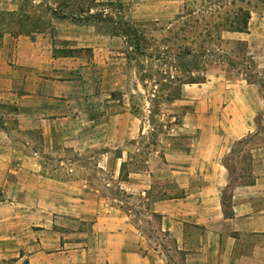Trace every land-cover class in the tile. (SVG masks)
I'll list each match as a JSON object with an SVG mask.
<instances>
[{"label":"crops","instance_id":"crops-1","mask_svg":"<svg viewBox=\"0 0 264 264\" xmlns=\"http://www.w3.org/2000/svg\"><path fill=\"white\" fill-rule=\"evenodd\" d=\"M79 35L65 25L31 33L0 25V101L13 107L18 127L38 134L49 148L62 143L77 157L86 146L117 147L146 130L144 121L127 110H108L116 93L108 61L111 39L96 35L85 44ZM168 107L181 114L179 127L188 142L182 150L147 157L144 164L130 163L119 184L136 205L90 196L88 189L98 188L78 178L79 166L66 168L70 176L60 179L41 169L38 151L20 155L29 164L15 169L35 194L14 202L39 208L31 221L21 214L25 220H19L18 231L8 229L16 222L6 223L0 231L1 254L25 257L27 264H172L166 250L152 241L150 226H156L173 241L179 264H264V145L249 148L253 180L238 176L231 184L227 215L222 199L231 183L225 159L255 130L263 107L260 89L222 72L196 87L183 84ZM106 155L102 159L113 163L114 176L122 175L128 155ZM99 157L97 165L105 168ZM158 178L169 183L158 186ZM136 208L150 218L147 230L134 216ZM30 224L38 228L29 230Z\"/></svg>","mask_w":264,"mask_h":264},{"label":"rangeland","instance_id":"rangeland-1","mask_svg":"<svg viewBox=\"0 0 264 264\" xmlns=\"http://www.w3.org/2000/svg\"><path fill=\"white\" fill-rule=\"evenodd\" d=\"M81 0H0V25L2 28L14 32H34L38 28H48L49 25H65L68 29L80 33L84 39L81 43H90L96 35L102 39L110 38L112 57L110 61L111 86L116 87L114 94L115 103L108 109L114 112L127 110L139 119L141 118L146 130L141 138L114 145L101 147L86 146L77 157L75 150L66 151L62 143H56L53 148L45 145L42 137L32 131H26L18 127L17 118L10 104L0 101V231L9 225L8 229L20 230L19 220L24 219L21 214L34 218L36 209L28 205L16 204L19 198H32L35 190H31L30 183L25 175L16 171V166L21 162L29 164L27 159L19 158L22 154H30L38 151V163L46 175L56 176L60 179L68 178L65 169L71 166H79L82 171L78 178H84L89 187L98 188L95 192L88 189V194L116 199L121 205H136L135 198H127L128 194L120 188L119 180L125 178V170L130 163L144 164V160L161 156L170 150H182L186 147L187 135L179 127L181 114L171 111L168 104L173 102V97L179 90L178 77L182 75L180 70V57L178 55L182 45L189 46L196 51L195 42L189 37L183 40L180 25H207L213 37L207 48L212 52L210 63L206 65L205 76L213 77L214 74L224 72L230 77L245 80L235 69L227 70L225 63L219 62V58L238 60L243 54L252 57L256 69L264 77V0H94L93 9L111 15L113 21L96 20L92 18L81 20L71 19L69 12H76L77 2ZM71 3V8L63 9L66 16L53 14L51 9L58 8L65 3ZM172 5L174 6L172 8ZM176 5H178L176 7ZM169 7V12L164 9ZM242 10L249 12L247 19V31L237 32L229 28L231 21H237L241 17ZM151 14L154 17H148ZM79 15V14H78ZM122 15V16H121ZM135 25L143 32L141 51L143 54L130 55L131 46L125 38L117 32L118 25ZM215 25H223L217 28ZM236 25V24H234ZM85 52L92 54V47H86ZM185 65L190 66L192 57L185 55ZM202 73L201 71L199 72ZM196 87V83H185ZM169 97L170 99H165ZM126 107V109H125ZM106 113L105 110H99ZM250 135L246 143L235 144L233 152L226 157L230 165L231 184L237 180L249 179L248 151L255 143L260 142L261 135ZM31 139V140H30ZM76 148L74 146L71 149ZM125 152L129 161L124 165V172L119 177L112 173L113 163L105 164L102 156L107 152ZM102 155H99V154ZM98 156L105 168L97 165ZM128 163V165H127ZM238 168L236 169L237 165ZM53 171H56L52 174ZM57 175H54L57 173ZM162 169L160 176L164 177ZM75 176V175H74ZM26 182L22 183V179ZM163 179V178H162ZM158 178L157 185L166 186V180ZM161 183V184H160ZM162 188V187H161ZM130 203H128V202ZM134 216L142 218V225H153L146 214L140 213L136 208ZM142 214V215H140ZM29 219V218H28ZM13 221V224L11 223ZM150 221V220H149ZM18 222V223H17ZM34 223L32 220L31 224ZM29 226V230L38 228ZM156 225V223H154ZM150 236L155 244L166 250L165 259L172 264H179L180 255L172 251L173 241L163 234L158 227L150 226ZM149 227V228H150ZM0 244V250L3 249ZM0 264H27L25 257L16 255H2L0 252Z\"/></svg>","mask_w":264,"mask_h":264},{"label":"trees","instance_id":"trees-1","mask_svg":"<svg viewBox=\"0 0 264 264\" xmlns=\"http://www.w3.org/2000/svg\"><path fill=\"white\" fill-rule=\"evenodd\" d=\"M94 0H81V2H77L76 5V12H69L68 15L63 11L62 8L68 9L71 8V3L67 2L61 5L59 11L57 10V7L51 9L48 7L53 14H60L59 16H70L71 19H78L81 20L82 18L88 19H96V20H108L113 21L111 15L104 14L102 11H95L93 9V6L95 5ZM62 7V8H61ZM239 11L241 12V17L237 21H231L229 23V28L232 31L237 32H243L247 31V19L249 17V12L247 10H242V8H239ZM79 14V15H78ZM122 16V15H121ZM124 25H118L117 32L121 34L125 41L131 46L132 50L130 51V55L134 56L135 54H143V51H141V44L144 40L143 32H140L139 28L135 25H128L129 23L127 21L123 22ZM236 24V25H234ZM179 29L181 32V37L183 40H187L189 37L191 38V42H195L197 45L196 51H193L194 49L190 48L189 46L182 45L179 50V57H180V70L182 72V75L178 77L180 86L178 92L173 97L174 99L179 98L181 94V87L185 83H200L204 82L206 79L205 71H206V65L210 63L213 59H211L210 56H212V52L207 48V45L211 43L213 37L211 35L210 29L207 27V25H180ZM217 28L223 27V25H215ZM185 55L192 57V62L190 63V66L186 67L185 65ZM223 58L226 55H222ZM219 58V62L225 63L227 66V70L235 69L238 73L242 75V77L246 80V82L255 84L258 86V88L261 91L262 98H263V107L262 110L258 113L255 119V133L254 134H260L261 139L260 142L255 143L256 146L264 145V77L261 75V73L256 69L255 63L252 60V57H248V55L243 54L238 60H231V59H223ZM202 72L201 74L199 72ZM165 99H170L169 97H166ZM253 135V134H252ZM250 139V135L241 138L236 143H246ZM235 147V145H234ZM234 147L230 150V153L233 152ZM248 156L250 157V151H248ZM226 162V159H225ZM227 164V162H226ZM229 166V165H228ZM230 173L232 172L229 167ZM252 178H249L246 180L247 183L252 182ZM231 187L228 185L224 189L223 192V204H224V213L227 215L230 213V193L229 189Z\"/></svg>","mask_w":264,"mask_h":264}]
</instances>
